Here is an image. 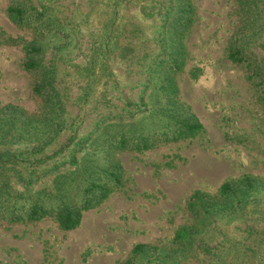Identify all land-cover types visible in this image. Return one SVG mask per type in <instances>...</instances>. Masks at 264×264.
<instances>
[{
    "label": "rangeland",
    "instance_id": "1",
    "mask_svg": "<svg viewBox=\"0 0 264 264\" xmlns=\"http://www.w3.org/2000/svg\"><path fill=\"white\" fill-rule=\"evenodd\" d=\"M260 82L264 0H0V264H264Z\"/></svg>",
    "mask_w": 264,
    "mask_h": 264
},
{
    "label": "trees",
    "instance_id": "2",
    "mask_svg": "<svg viewBox=\"0 0 264 264\" xmlns=\"http://www.w3.org/2000/svg\"><path fill=\"white\" fill-rule=\"evenodd\" d=\"M10 16L13 21L16 23H23L22 21V15L20 10H16L13 8H10L9 10ZM35 50H29V52H34ZM229 58L234 62H246L247 59L242 56L239 52H232L229 54ZM252 64L249 63V66ZM33 67H35V64L33 62H29L26 65V69L30 70ZM256 74V73H255ZM256 75H253L252 78H256ZM264 83L260 82L259 85H263ZM201 125L199 124H191L188 123L184 126L185 130H181L178 132V135L175 136L173 139H179L181 137H187V136H195L198 131L201 129ZM121 145L124 147L128 145L127 140H122ZM145 148H149L148 144H145ZM249 179L243 180V183H249ZM231 186L229 184H225L221 189V194L228 195V193L231 191ZM200 200V195L195 194L192 197V201L189 203V209L192 213H197V205L198 201ZM92 207V203L86 202L82 205L83 210H88ZM82 209L81 210H73L71 207H62L58 208L57 210L46 206L45 204L41 202H34L29 206V208L25 211L24 216L22 218H16L18 220L27 219L28 221H38L48 215H55L61 228L64 230H72L77 227V225L80 223L81 216H82ZM193 231V227L189 228H182L179 232H177L175 236V241L182 242L184 240H187L191 237ZM142 250V246H137L134 250V253Z\"/></svg>",
    "mask_w": 264,
    "mask_h": 264
}]
</instances>
